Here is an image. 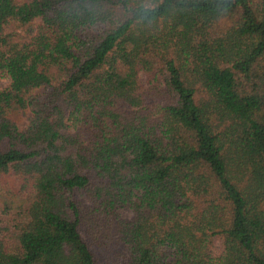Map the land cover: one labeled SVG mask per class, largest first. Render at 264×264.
Returning a JSON list of instances; mask_svg holds the SVG:
<instances>
[{"label": "trees", "instance_id": "obj_1", "mask_svg": "<svg viewBox=\"0 0 264 264\" xmlns=\"http://www.w3.org/2000/svg\"><path fill=\"white\" fill-rule=\"evenodd\" d=\"M0 80V264H264V0H0Z\"/></svg>", "mask_w": 264, "mask_h": 264}, {"label": "rangeland", "instance_id": "obj_2", "mask_svg": "<svg viewBox=\"0 0 264 264\" xmlns=\"http://www.w3.org/2000/svg\"><path fill=\"white\" fill-rule=\"evenodd\" d=\"M5 83H6L5 81L0 80V89L3 88V86L5 85ZM18 119H19V123H18L19 127H23L24 124H25V120L23 119V117L20 118V116H18ZM123 216L128 218L129 217L128 212L127 211H124L123 212ZM218 251H219V247L216 246V252H218Z\"/></svg>", "mask_w": 264, "mask_h": 264}]
</instances>
